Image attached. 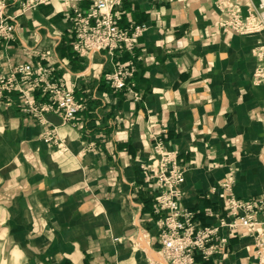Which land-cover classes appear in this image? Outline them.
I'll return each instance as SVG.
<instances>
[{
	"label": "crops",
	"instance_id": "1",
	"mask_svg": "<svg viewBox=\"0 0 264 264\" xmlns=\"http://www.w3.org/2000/svg\"><path fill=\"white\" fill-rule=\"evenodd\" d=\"M24 1L0 0L17 16L15 37L0 40V79L41 63L52 74L37 76L75 84L83 108L69 122L45 110L43 83L1 94L3 264H157L148 247L161 250L176 211L214 230L207 264H264V77L255 76L264 32L223 27L234 7L264 20V0H233L232 9L216 0H123L120 25L143 26L133 90L104 79L129 53L77 56L62 4L23 12ZM159 144L177 157L182 183L151 178L161 171ZM230 197L253 204L252 226H226ZM167 199L176 211L157 210Z\"/></svg>",
	"mask_w": 264,
	"mask_h": 264
},
{
	"label": "built area",
	"instance_id": "2",
	"mask_svg": "<svg viewBox=\"0 0 264 264\" xmlns=\"http://www.w3.org/2000/svg\"><path fill=\"white\" fill-rule=\"evenodd\" d=\"M52 1L62 4L64 14L72 23L73 41L71 47L77 56L85 57L91 61L96 53L103 50L113 56L121 55L124 51L130 52V59L126 63L119 64L112 72L106 73L105 79L115 89L133 90L135 86L134 74L137 70L136 60L140 59L136 49L143 26L134 25L132 28H124L120 25L117 7L121 6L123 0H25L22 3L21 11L24 12L41 3ZM216 1L222 8H231L228 4H231L230 2L233 0ZM16 18V15L6 12L5 7L0 2V40H9L15 37ZM223 27L236 34H257L264 32V20L253 8H249L248 14L243 15L240 9L234 7L232 14L223 23ZM257 55L263 62L255 73L256 78H259L264 77V42L257 47ZM87 71L89 70L86 68L83 73L87 74ZM36 72H43V76L49 77L52 74V69L41 63L36 66L31 64L18 65L7 77L0 79V96L4 90L21 89L22 91L26 84L34 89L43 83V92L50 94V102L45 104L43 108L55 112L65 122L75 121L76 114L83 108V104L75 98V84L68 86L64 79L58 83L50 82L43 76L38 77ZM24 100L29 107L34 106V100L27 98V96ZM163 147L162 144H159L156 147V152L163 154L165 151ZM154 177L160 182L164 180L168 185L183 182L184 176L179 170L177 157L173 152L165 151L161 158V171L158 175L154 173L151 176V178ZM165 201L160 200L158 202L160 206L157 207V210L171 207L175 211L177 210L173 205H169L171 199ZM252 206V203L241 201L237 197H230L228 213L231 220L226 223V226L231 228L252 226L256 221L252 214ZM180 216L183 220L179 219ZM171 217L177 218L174 222L176 228L172 232L169 230L163 234L162 248L158 252V259L155 258L157 259L156 263L194 264L193 254L196 251L207 255L206 244L211 239L214 230L196 228L193 216L187 211L182 212V215L176 211ZM169 229H172V226H169ZM178 229L184 231L179 233Z\"/></svg>",
	"mask_w": 264,
	"mask_h": 264
},
{
	"label": "trees",
	"instance_id": "3",
	"mask_svg": "<svg viewBox=\"0 0 264 264\" xmlns=\"http://www.w3.org/2000/svg\"><path fill=\"white\" fill-rule=\"evenodd\" d=\"M72 41H73V39L70 40V44H69L70 47H71ZM71 48H72V47H71ZM72 51H73V50H72ZM124 53H129V58H128L127 60L123 61V63H126V62L130 59V57H131V54H130L129 51H124L121 55H116V56H122ZM74 54H75V53H74ZM136 61H137V60H136ZM136 65H137V64H136ZM136 72H137V70H136ZM136 72H135V74H134V81H135V86H134V88H135L136 85H137ZM104 79H105V76H104ZM105 81H106V83L111 87L110 83H109L106 79H105ZM113 89H115V88H113ZM76 93H78V92H76V90H75V98H77V96H78ZM89 100H91V101L89 102ZM85 102H86V103H94L95 100H93V99H92V96L89 95V97L86 99ZM204 258H205V257H204V254H203L202 252H200V251H196V252L193 254L194 264H207L208 261L205 260Z\"/></svg>",
	"mask_w": 264,
	"mask_h": 264
},
{
	"label": "rangeland",
	"instance_id": "4",
	"mask_svg": "<svg viewBox=\"0 0 264 264\" xmlns=\"http://www.w3.org/2000/svg\"><path fill=\"white\" fill-rule=\"evenodd\" d=\"M256 43L257 42H259V40H263V37H262V35H256ZM2 147L3 146H0V149H1V151H2ZM4 149V148H3ZM168 216V215H167ZM166 216V217H167ZM195 220H197V219H195ZM170 222V225L172 226V229H168V231L170 230V232H172L173 230H174V228H176L175 227V223L171 220V221H169ZM195 225H196V228H198L199 230H204V228H202V226H201V224L200 223H198L197 221H195ZM2 226L0 227V232L2 231L3 232V230H2ZM206 228H210V226L209 227H206ZM212 229V228H211ZM176 230V229H175ZM167 231V232H168ZM178 231H179V233H182V231H184L183 229H178ZM139 242H140V244L142 245V246H145L144 244H143V242H141L140 240H139ZM209 242V241H208ZM146 247V246H145ZM149 249V248H148ZM151 249H149V252L152 254V257L154 256V257H156L157 258V256L158 255H156L155 253H153V252H155V251H152ZM3 258V254H0V264H3L4 263V258Z\"/></svg>",
	"mask_w": 264,
	"mask_h": 264
},
{
	"label": "bare ground",
	"instance_id": "5",
	"mask_svg": "<svg viewBox=\"0 0 264 264\" xmlns=\"http://www.w3.org/2000/svg\"><path fill=\"white\" fill-rule=\"evenodd\" d=\"M139 240L141 241V242H143V244L146 246V247H148V235H147V232L146 231H143L141 234H140V236H139ZM149 248V247H148ZM150 249V248H149ZM152 251H154V250H152ZM151 251V252H152ZM153 253H155L156 255H159L158 253H156V252H153ZM156 258V257H155ZM158 259V258H157Z\"/></svg>",
	"mask_w": 264,
	"mask_h": 264
}]
</instances>
